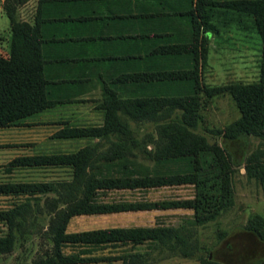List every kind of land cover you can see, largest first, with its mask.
Masks as SVG:
<instances>
[{"label":"trees","instance_id":"trees-1","mask_svg":"<svg viewBox=\"0 0 264 264\" xmlns=\"http://www.w3.org/2000/svg\"><path fill=\"white\" fill-rule=\"evenodd\" d=\"M163 6L165 12L169 10L177 15H117L118 25L122 23L120 27H125L130 33L115 37L121 44L122 41L125 43V52L111 53L105 57L110 66L106 67L107 74L101 81V125L68 127L58 131L60 136L86 135L100 139L115 135L116 143L109 149L115 156L114 174L95 176L90 171L86 172L83 157L87 151L85 147L68 154L16 157L12 160L19 164H68L73 170L69 180L0 184V191L7 193L56 190L54 198L50 199L47 220L54 255L46 257L40 264L86 261L88 257L83 251L108 244H138L148 240L171 246L175 240L170 239L175 237L181 245H185V241L180 239V234L185 231H182V226H109L66 231V222L72 215L160 207L195 209L200 201L205 202L214 196L219 200L216 204L220 207L230 201L232 185L228 152L216 144H207L202 136L187 129L201 117L198 109L202 105V98L227 92L236 108L238 116L225 125L221 135L223 142L240 135L264 138V0H165ZM241 16L251 22L260 39L258 80L203 87L199 71L206 58V38L208 32H214L217 28L212 19L227 25L231 21L238 23ZM122 18L125 20L122 21ZM10 21L8 55L0 56V126L59 100L48 92L43 49L48 44L69 40L67 36H56V32L48 30L49 24L46 23L64 28L65 21L44 15L43 7H37L32 24L23 20ZM116 48H119L118 44ZM173 110L181 111L179 119H168L157 124L156 138L148 135L155 144V150L150 153L156 161L155 167L147 169L135 165L129 157L124 156L123 151L136 142L128 139L130 130L121 122V115L156 123L160 118L170 117ZM252 158L247 157L249 164L246 170L254 176L256 165L252 164ZM257 167L260 177L264 167L260 163ZM177 183H192L214 194L208 195L206 190L198 200L120 202L97 199L96 195L98 189L104 188ZM23 209V204H17L0 210V219L6 221L7 228L6 232L0 234V253L11 249V218L21 214ZM216 211H206L202 219L212 217ZM248 228L264 238L261 233L264 219L260 216L255 215L249 220ZM63 247H70L71 250L63 252ZM200 262L224 264L208 258Z\"/></svg>","mask_w":264,"mask_h":264},{"label":"rangeland","instance_id":"rangeland-1","mask_svg":"<svg viewBox=\"0 0 264 264\" xmlns=\"http://www.w3.org/2000/svg\"><path fill=\"white\" fill-rule=\"evenodd\" d=\"M37 0H0L4 20L0 24V55L6 53L10 43L11 19L33 22ZM2 7V8H1ZM1 13V12H0ZM217 28L208 32L206 58L199 71V80L203 87H217L230 83H252L259 78L260 39L245 17L239 22L231 21L222 25L213 18ZM198 111L201 117L194 126L187 129L202 136L207 144L223 147L229 156L231 199L221 207L219 200L211 197L192 207H165L116 211L108 215H72L65 225L66 231L92 229L97 226L113 224H144L181 227L180 240L159 244L145 240L138 244L116 243L101 247H91L83 254L88 258L78 263L51 264H201V259H211L224 264H264V238L252 231L249 220L255 215L264 219V168L259 177L258 165L264 167V138L240 135L223 142L222 132L225 125L238 114L227 92L202 98ZM180 110H173L168 118H160L156 123L149 120H133L123 115L121 122L130 130L128 139L136 143L126 148L127 157L135 165L152 169L156 161L152 157L155 144L148 135L156 138L157 124L168 119L178 120ZM108 138V139H106ZM103 139V138H101ZM115 140V135L104 137ZM252 158L255 166L254 176L246 170L247 157ZM251 165V163H250ZM167 168V166H164ZM58 171V170H54ZM59 180H52L57 182ZM207 190V191H206ZM192 183L165 184L149 187L98 190L99 199L106 201H159L169 199L193 198L198 200L205 191ZM56 191V190H55ZM54 191V192H55ZM214 194V192L212 193ZM219 195V193H217ZM21 196L20 200H26ZM44 196L31 198L33 205L29 211L22 210L11 218L12 247L0 253V264H40L46 257L54 255L50 234L48 233V211H38ZM28 198V199H30ZM12 199V200H10ZM98 199V198H97ZM13 202V197H0V205ZM39 203V204H38ZM217 209L213 216L202 219L204 215ZM6 221L0 224V234L7 231ZM1 223V222H0ZM264 235V230L261 229ZM71 250L63 247V252ZM76 250V248L74 249ZM97 258V259H96ZM99 258V259H98ZM95 259V260H93Z\"/></svg>","mask_w":264,"mask_h":264},{"label":"crops","instance_id":"crops-1","mask_svg":"<svg viewBox=\"0 0 264 264\" xmlns=\"http://www.w3.org/2000/svg\"><path fill=\"white\" fill-rule=\"evenodd\" d=\"M164 1L37 0L36 10L37 7L39 9L43 7L44 15L65 21L63 22V25L65 23L64 28L55 27L53 23H46L49 24L48 30L56 32V36L69 37V40H64L60 44H48L43 49L48 92L50 96L59 100L51 106L5 126H0V184L69 180L73 170L68 164H19L12 160L16 157L68 154L85 147L87 151L83 153V157L86 161V172L90 171L95 176L114 174L112 170L115 167L113 164L115 156L109 149L116 141L100 139L98 136H60L58 131L68 127L101 125L103 118V109L100 107L101 81L105 79V73L107 74L106 67L110 66L105 57L111 53L125 52V43L122 41L121 44V41L115 40V37L130 33L125 27H120L122 23L118 25L117 15L123 17L128 15H177L173 11L166 10L165 12ZM0 12V24H2L5 16L2 15L3 9ZM39 14L38 11L37 15ZM123 20L125 18H122ZM117 44L119 48H116ZM8 51L9 45L6 53L0 56L7 57ZM112 65L115 66V64ZM123 154L125 157L128 156L126 151H123ZM54 191L52 189L21 193L0 191V197H13V202L1 204L0 210L23 204V210L29 211V206L33 208V205L29 203L33 201L31 198L44 196L41 205L37 208L45 211L48 208V197L56 194ZM18 196L19 198L26 196L27 199L20 200ZM97 198L100 197L97 196ZM109 213L113 212L86 215L106 216ZM3 221L0 219V224ZM143 225L113 224L110 226ZM99 227L109 226H97L96 228Z\"/></svg>","mask_w":264,"mask_h":264}]
</instances>
